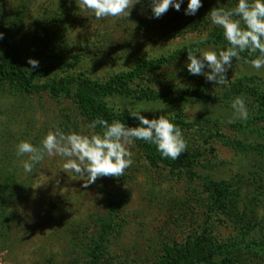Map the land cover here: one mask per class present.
<instances>
[{"label": "rangeland", "instance_id": "374dc122", "mask_svg": "<svg viewBox=\"0 0 264 264\" xmlns=\"http://www.w3.org/2000/svg\"><path fill=\"white\" fill-rule=\"evenodd\" d=\"M201 2L195 15L185 14L188 0H183L179 11L170 6L155 18L150 0H140L128 17L96 19L91 10L79 8V0H0L1 65L27 69L31 68L28 58H32L59 75L102 82L141 58L168 57L178 50L172 65L150 72L143 86L155 93L178 94L198 87L210 95L207 99L186 97L178 106L161 99L106 98L115 108L142 111L152 119L164 114L195 122L191 130L182 131L186 149L199 155V162L189 169L151 165L137 140L128 146L133 163L122 177H99L87 188L78 174L63 171L65 159L58 154L45 155L31 173L21 164L32 184L15 219L10 220L6 243L0 244V264H83L100 220L108 217L112 219L107 241L111 263L151 264L186 239L237 237L239 228L234 229L232 219L209 211L206 175L228 180L237 193L236 206L252 211L257 219L264 218V173L259 168L264 164V121L253 107V94H230L237 79L249 85L255 82L258 91L264 92V67L257 70L233 58L225 85L189 73V47L216 50L228 46L207 40L215 26L210 10H230L238 4V0ZM238 96L248 109L246 120L237 118L231 106ZM90 124L69 94L56 96L44 88L24 94L16 85L0 81L2 155L15 150L22 163L28 155H17L21 141L41 147L49 131L59 128L66 134L88 135L95 131ZM237 143L253 144L256 149L251 154ZM263 235L264 226L254 231L257 238L264 240ZM260 251L254 252L256 264H264Z\"/></svg>", "mask_w": 264, "mask_h": 264}, {"label": "trees", "instance_id": "16d2710c", "mask_svg": "<svg viewBox=\"0 0 264 264\" xmlns=\"http://www.w3.org/2000/svg\"><path fill=\"white\" fill-rule=\"evenodd\" d=\"M243 26V25H242ZM207 40L216 43H226L223 35V29L217 25L213 26L211 32L208 33ZM192 51L195 49L193 47ZM183 49L180 52L185 51ZM188 51V50H186ZM178 50L168 57L141 58L130 69L111 76L106 81H96L87 77L64 76L50 71L40 65L32 69L31 73L28 69L20 66H7L0 64V81H5L16 85L20 93L32 94L39 88L46 89L50 94L59 96L61 94H69L74 98L80 112L90 123L96 119H104L111 123L113 120H120L126 126H139V120L134 118L131 111L127 109L115 108L108 104L107 97L113 95H121L134 99L156 100L161 99L172 105L178 106L186 97H200L207 99L209 94H205L203 89L198 87L187 89L185 92L176 93H155L153 90L143 86L146 76L156 69L169 67L177 59ZM241 59L251 61L259 56V52L249 54L246 50L240 53ZM44 80L45 83H41ZM236 80L231 86V93L253 94V107L258 112V118L264 121V92L258 91V87L249 85V81ZM254 86V87H253ZM205 90V89H204ZM207 96V97H206ZM146 116L152 119L150 115ZM177 125L181 131H189L196 126L193 121L184 120L179 116L176 119H169ZM261 120V121H262ZM248 122L244 125L247 126ZM241 129H244L241 127ZM95 131L102 132L101 126L97 125ZM142 155L151 165H163L170 170L189 169L192 164L198 161V152L192 155V151H186L179 159L172 160L161 155L156 145L146 141L136 139ZM238 147L249 150L252 154L256 149L255 145H247L237 143ZM264 149V148H262ZM262 162V161H260ZM21 159L15 154V150L8 154L0 153V244L6 243L7 234L11 221L17 215V208L22 204L28 190L31 187V175L23 174L21 168ZM264 173V164L259 167ZM204 184L208 190L210 212L223 214L228 219H232L234 229L238 236L228 237L226 241L219 239H207L206 237H198L193 241L186 239L184 243L177 244L176 248L166 249L165 253L158 257L151 264H256L254 252H259L258 256L264 254V240L254 236V231L264 226V218L257 219L252 215V211L248 209L241 210L236 206L235 197L237 193L230 188L228 180L212 179L207 175L203 177ZM111 215V212L109 216ZM252 220L254 222H252ZM112 224L110 217L100 220V228L97 237H94L89 245L86 254V262L83 264H110L108 235ZM264 237V235H263ZM253 256H252V255ZM80 261L78 264H82ZM111 264H124L123 262H114Z\"/></svg>", "mask_w": 264, "mask_h": 264}, {"label": "clouds", "instance_id": "9594fccd", "mask_svg": "<svg viewBox=\"0 0 264 264\" xmlns=\"http://www.w3.org/2000/svg\"><path fill=\"white\" fill-rule=\"evenodd\" d=\"M137 3L140 0H79L78 6L80 9L91 10L96 19H101L124 15L128 17ZM182 3L183 0H150L152 16L160 18L170 6L179 11ZM201 7V0H188L185 14L195 15ZM208 15L214 25L223 29L228 46L218 47L216 50H188L186 67L190 74L202 75L216 85H225L228 82L226 73L232 68L233 58L239 61L240 53L246 50L250 55L259 52L257 58L245 61L246 63L257 70L264 67V0H238L233 9L216 7ZM2 38L3 34L0 33V39ZM27 63L31 65V68H27L30 73L32 69L39 67L36 59L28 58ZM206 68L210 71H205ZM231 106L237 118L248 119L249 112L243 98L236 97ZM141 112L131 113L139 120V126L129 127L120 120L109 123L98 118L88 127L95 129L99 125L102 128L100 133L92 131L83 135L73 131L66 134L57 128L46 134L41 147L21 141L17 145V155H28V160L22 163L24 170L31 173L34 166L44 160L45 155L50 157L58 154L65 159L63 171L78 174L84 180L85 188L95 183L99 177H122L133 163V153L128 146L136 139L156 145L163 157L179 159L187 148L181 129L164 114L148 119Z\"/></svg>", "mask_w": 264, "mask_h": 264}]
</instances>
